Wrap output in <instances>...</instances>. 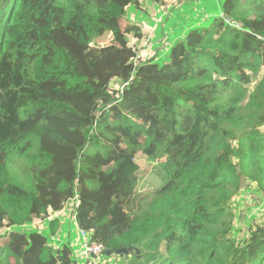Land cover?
Listing matches in <instances>:
<instances>
[{
  "label": "trees",
  "instance_id": "obj_1",
  "mask_svg": "<svg viewBox=\"0 0 264 264\" xmlns=\"http://www.w3.org/2000/svg\"><path fill=\"white\" fill-rule=\"evenodd\" d=\"M145 1L0 0V264H79L54 243L75 195L77 227L131 264H264V208L235 211L264 196V0H218L162 60L131 22Z\"/></svg>",
  "mask_w": 264,
  "mask_h": 264
},
{
  "label": "rangeland",
  "instance_id": "obj_2",
  "mask_svg": "<svg viewBox=\"0 0 264 264\" xmlns=\"http://www.w3.org/2000/svg\"><path fill=\"white\" fill-rule=\"evenodd\" d=\"M206 2L207 5L204 6L200 0H146L144 4L147 11H136L134 7L130 9L131 22L137 21L141 24H146L150 28L145 34L144 40H142L145 54L153 57L155 50H157L159 51V60H162L170 44L178 41L195 24L200 25L209 20L213 15L218 0H206ZM153 26L155 30L152 29ZM134 41L138 45L139 42L135 38H131V43ZM158 41H160L159 44H157ZM135 96L148 97L144 84L139 81L130 89L128 105L131 110L137 112L136 115L146 119V117L154 113V108L150 105L140 104ZM124 169L127 173L135 172L138 169V165L133 158H130L124 165ZM142 175L141 183L148 181V183L158 187L163 184V181L158 176L152 175L146 169L142 170ZM246 185L247 183H245ZM235 200H237L235 211L240 216V226H246L252 219L260 217L259 215L264 208V196L258 193L254 186H248L247 190L235 197ZM74 202H69L68 208L60 214L62 217V230L60 234L56 235L54 243L62 245L63 242L70 241L75 246L74 253L79 264H105V255L100 259L92 258L89 262L81 255L80 252L83 249L82 240L81 236H79V228L73 218V208L76 206ZM107 255L108 252H106L105 256L107 259L106 264H131L127 252ZM109 257H111L110 260H108ZM93 259L97 261L94 262Z\"/></svg>",
  "mask_w": 264,
  "mask_h": 264
},
{
  "label": "built area",
  "instance_id": "obj_3",
  "mask_svg": "<svg viewBox=\"0 0 264 264\" xmlns=\"http://www.w3.org/2000/svg\"><path fill=\"white\" fill-rule=\"evenodd\" d=\"M74 202L75 207L73 208V218L74 221L77 225V213H76V208L78 206V196L75 195L74 197L70 198L69 201L65 204V208L63 209L64 211L68 208V203L69 202ZM63 211V212H64ZM54 215V214H53ZM52 215V216H53ZM79 236H81L82 240V247L83 249L81 250V255L86 258L87 260L92 259V258H101L103 255H106L107 248L102 242H97V241H91L90 236H91V231H87L85 229H79ZM94 262L97 261L93 259Z\"/></svg>",
  "mask_w": 264,
  "mask_h": 264
},
{
  "label": "crops",
  "instance_id": "obj_4",
  "mask_svg": "<svg viewBox=\"0 0 264 264\" xmlns=\"http://www.w3.org/2000/svg\"><path fill=\"white\" fill-rule=\"evenodd\" d=\"M114 253H117V252H114ZM111 254H113L112 252H108V255L107 256H109V255H111ZM106 256V255H105ZM105 256H104V262H105V264H106V262H107V259L105 258ZM111 259V257H109L108 258V260H110ZM113 261V260H112Z\"/></svg>",
  "mask_w": 264,
  "mask_h": 264
}]
</instances>
